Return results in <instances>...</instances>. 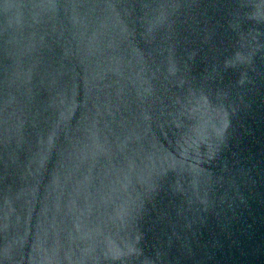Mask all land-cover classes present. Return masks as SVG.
<instances>
[{
	"label": "water",
	"instance_id": "1",
	"mask_svg": "<svg viewBox=\"0 0 264 264\" xmlns=\"http://www.w3.org/2000/svg\"><path fill=\"white\" fill-rule=\"evenodd\" d=\"M0 264H264V0H0Z\"/></svg>",
	"mask_w": 264,
	"mask_h": 264
}]
</instances>
